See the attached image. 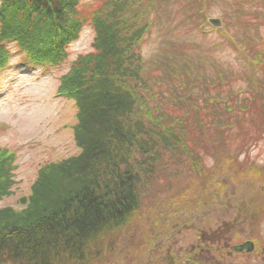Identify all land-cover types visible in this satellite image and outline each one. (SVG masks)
<instances>
[{"label":"rangeland","instance_id":"1","mask_svg":"<svg viewBox=\"0 0 264 264\" xmlns=\"http://www.w3.org/2000/svg\"><path fill=\"white\" fill-rule=\"evenodd\" d=\"M190 7L196 19L185 22L188 12L181 14L179 0H79L71 19L82 20V30L56 63L35 62L16 42L0 45L7 57L0 65V160L10 176L0 198V230L35 218L40 207L28 206L39 180L53 187L40 201L50 209L89 177L90 163L73 176L84 149L76 138L78 106L63 89V77L96 52L93 17L112 12L110 23L134 24L142 17L139 25L152 24L136 44L141 76L121 81L136 99L142 93L145 105L125 124L135 134L138 119L161 126L178 148L177 154L161 151L151 176L138 158L132 162L142 179L140 207L129 224L104 239L95 264H191V251V260L200 264H264V0H198ZM211 17L223 25L213 26ZM214 109L219 112L216 118L210 114L213 124L206 127L211 120L204 122L203 114ZM191 157H204L215 167L193 173ZM100 172L105 174V165ZM221 238L224 254L217 258L204 245ZM247 241L254 242L252 251L234 249Z\"/></svg>","mask_w":264,"mask_h":264},{"label":"trees","instance_id":"2","mask_svg":"<svg viewBox=\"0 0 264 264\" xmlns=\"http://www.w3.org/2000/svg\"><path fill=\"white\" fill-rule=\"evenodd\" d=\"M195 2L198 3V0H179L180 9L183 5L181 14L188 12L189 20L185 22L196 19V13H191L195 10L190 7ZM114 4L119 8L116 2ZM152 4L151 7H154L155 4ZM78 5L79 0H0V45L6 41L16 42L35 62L56 63L61 58L63 48L72 38L78 37L82 30L83 21L73 22L71 19ZM99 13L96 14L97 18L94 16L92 19L96 30V52L80 60L86 62V65L76 63L71 72L63 77V89L74 96L78 106L76 138L84 149L80 158L81 166L79 160L73 164V168H77L73 176L76 178L83 171L84 165L86 169V164L90 163L87 170L89 177L80 189L50 209L40 201L44 193L51 192L53 187H45L43 181L39 180L35 185L37 194L28 206L29 209L34 204L40 207L35 218L0 230V264L97 263L102 257L104 239L115 228L129 224L140 207L138 187L142 179L134 171L132 162L138 158V164L143 165L144 171L151 176L156 169L153 161L164 156L161 153L163 149H166V153L173 150L177 154L178 146L169 140L161 126L147 125L138 119L134 122L137 127L135 134L131 125L125 124V121L140 116L145 107L142 104V93L136 99L132 92L123 91L121 81L125 79L129 83L130 76L138 78L140 75L136 69L140 58L136 44L142 42L151 22L141 26L139 21L142 17H139L134 24L128 20L120 22V19L110 23L108 21L112 12L102 17H98ZM246 17L243 21L252 24L250 18ZM86 22L90 23L88 20ZM238 51H242V48ZM6 58L0 53V65H3ZM257 58L261 59V54L258 53ZM207 81H210L212 87L215 86L212 80ZM208 105H201L204 107L199 112H205ZM214 110L203 114V121L206 117L211 120L205 123L206 127L212 126L219 112ZM226 110L229 111V108ZM221 112L227 117L225 111ZM212 113H215L214 118L210 115ZM141 133L148 138H141ZM160 135L168 139L158 138ZM124 149L128 152L123 155ZM204 151H207L205 147ZM4 161L0 160V198L7 193L10 184L9 171L4 168ZM104 165L106 172L102 175L100 169ZM188 165L193 173L202 168L206 170L215 167L214 163H209L204 157L203 160L201 157H191ZM223 183H216L220 191ZM220 196L223 193L220 192ZM215 241V245L210 243V246L204 247L218 258L217 255L221 257L224 254V246L222 238ZM188 255L191 264H200L199 261L191 260L194 251Z\"/></svg>","mask_w":264,"mask_h":264},{"label":"water","instance_id":"3","mask_svg":"<svg viewBox=\"0 0 264 264\" xmlns=\"http://www.w3.org/2000/svg\"><path fill=\"white\" fill-rule=\"evenodd\" d=\"M210 22L213 23L215 26L222 25L220 19H210ZM245 247L247 248L248 251H251L253 249V244L251 242H247L243 245L236 246L235 249L238 251H242Z\"/></svg>","mask_w":264,"mask_h":264}]
</instances>
